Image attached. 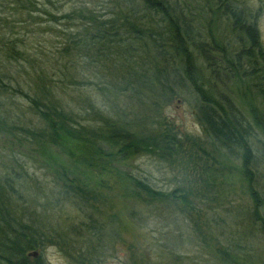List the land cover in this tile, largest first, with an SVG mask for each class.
Instances as JSON below:
<instances>
[{"label": "trees", "instance_id": "trees-1", "mask_svg": "<svg viewBox=\"0 0 264 264\" xmlns=\"http://www.w3.org/2000/svg\"><path fill=\"white\" fill-rule=\"evenodd\" d=\"M108 3L102 19L82 2L64 11L53 0H0V134L42 153L29 152L28 163L11 156L14 165L0 177L13 193L0 196V264H47L40 253L46 245L70 262L92 264L95 245L103 247L107 237L93 217L86 175L96 163L108 169L141 155H178L183 142L161 117L175 98L190 101L202 131L185 140L191 150L239 160L251 201L245 214L264 233L263 201L253 179L259 153L254 133L264 134V47L256 26L261 7L249 0ZM233 83L241 97L228 94ZM17 97L27 104L24 113ZM25 112L32 117L24 121ZM30 164L52 171V184ZM122 180L128 198L144 208L177 200L190 205L194 197L191 188L166 193L127 173ZM40 197L45 212L58 211L53 219L66 207L78 219L67 215L71 220L37 225L32 212ZM225 243L217 249L222 263L245 257L233 242ZM31 252L38 256L28 257Z\"/></svg>", "mask_w": 264, "mask_h": 264}, {"label": "rangeland", "instance_id": "rangeland-1", "mask_svg": "<svg viewBox=\"0 0 264 264\" xmlns=\"http://www.w3.org/2000/svg\"><path fill=\"white\" fill-rule=\"evenodd\" d=\"M53 1L63 3L64 11L77 7L81 2L86 3L89 9L98 11L102 19L107 18L110 11L108 0ZM249 1L261 7L256 26L264 47V0ZM57 28L64 30L62 25H57ZM43 36L48 38V35ZM234 84L228 85L232 89L227 88L233 99L241 93L239 86ZM17 98L16 105L24 113L22 108L27 104L22 98ZM239 108L244 111L242 106ZM31 117L25 112L23 120ZM161 117L183 142V149L178 155L163 159L141 155L123 166H107L108 169L96 163L94 167L97 170L93 168L86 175V182L89 183L87 190L94 195L89 203L97 212L93 217L104 224L107 237L103 247L95 245L92 264H227L222 263L217 253V249L227 246L226 240L237 245L232 246L237 253L245 252V257L233 264H264V233L259 229L256 219L253 221L252 217L245 214L251 208V201L239 166L236 165L239 160L225 161L205 146L202 149H206L208 154L197 148H189L185 140L191 136H202V131L195 119L192 104L187 99L175 98L168 102L162 107ZM256 132L253 149H258L259 153H256L257 171H253V179L264 206V134ZM53 151L56 153V150ZM29 152L42 154L33 146L17 144L8 135L0 134V177L9 165H14L11 156L24 161ZM25 161L28 163L29 160ZM29 166L36 176L52 184L55 176L52 171L47 173L35 169L32 164ZM221 171L224 173L221 174ZM126 173L146 179L155 189L166 193L176 190L179 194L181 189L191 188L194 197L189 198L190 205L177 200V204L164 203L144 208L128 198L122 180ZM203 181L208 182L209 186L201 187ZM12 194L7 183L0 178V196L11 198ZM16 196L13 195L14 201L21 202ZM44 201L40 197L32 212L37 225L48 227L60 219L71 220V216L78 219L77 211L69 207L64 210L65 214L53 219L51 215L56 213L57 216L58 211L45 212L40 206ZM43 213L46 216L41 219ZM261 214L264 217V213ZM67 215L70 217L67 218ZM222 225L224 229L219 230L218 227ZM40 253L47 264H76L73 260L70 262L54 245H46ZM237 253L235 255L239 258L240 254Z\"/></svg>", "mask_w": 264, "mask_h": 264}, {"label": "water", "instance_id": "water-1", "mask_svg": "<svg viewBox=\"0 0 264 264\" xmlns=\"http://www.w3.org/2000/svg\"><path fill=\"white\" fill-rule=\"evenodd\" d=\"M28 257L36 258L37 257V253L36 252H31V253L28 254Z\"/></svg>", "mask_w": 264, "mask_h": 264}]
</instances>
